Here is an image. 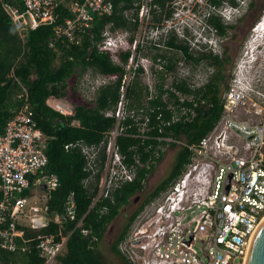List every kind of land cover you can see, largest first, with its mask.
<instances>
[{
    "label": "built area",
    "instance_id": "2783aa9c",
    "mask_svg": "<svg viewBox=\"0 0 264 264\" xmlns=\"http://www.w3.org/2000/svg\"><path fill=\"white\" fill-rule=\"evenodd\" d=\"M113 1L19 0V6L3 3L2 7L20 36L26 28L46 24L52 26L55 40L65 39L76 44L80 33L91 27L94 16L112 14ZM156 8L152 0H139L125 9L124 16L135 23L131 31L111 29V21L103 26L96 46L111 50L112 62L121 64L116 52L129 50L126 62L122 64L114 109L104 112L105 116H113L115 122L98 145L76 140L64 144L63 148L77 147L83 155L84 169L88 172L84 184L97 176L95 195L89 207L95 201L112 200V192L133 181L142 169L149 170L141 179L144 186L170 142L185 148L187 160L174 178L151 199L139 203L126 235L117 244L118 251L130 264H241L252 233L264 217V92L235 66L220 95L219 116L197 141L144 134L148 115L141 109L135 112L126 108V89L133 80L139 81L147 90L144 101L156 96L159 84L172 92L169 102L166 92L161 94V101L168 108L172 109L173 103L179 105L171 120L179 116L191 118L194 112L188 103L195 106L197 99L176 90L169 72L158 74L156 69L143 63L147 62L145 59L134 55L135 47L141 45L145 37L154 40L168 33L169 18L159 26L152 21L151 10ZM57 9L64 15L60 23H55L59 17ZM134 10L135 17L132 15ZM116 79L117 75H102L86 69L78 77L76 87L80 92L86 88L95 95L100 86ZM186 86L193 87L191 83ZM16 97L21 100L20 105L0 133V248L8 251L26 249L22 237L24 228L38 230L50 221L61 226L72 223L75 218L72 193L64 198L60 211L48 212L46 196L59 182L55 173L47 168L44 153L47 136L35 127L23 86ZM45 104L65 117L73 113L72 107L62 98H48ZM126 116L140 121L137 137L157 141L152 150L150 144L143 147V152L147 153L143 160L133 146L127 149L131 151L128 160L115 144L116 136L122 132L120 122ZM159 116L157 113L156 119ZM69 124L78 125L74 119ZM100 150H103L102 154ZM80 224L79 219L69 233L74 229L81 234L89 231ZM59 236L55 240L54 235H45L39 241L43 264L57 263L64 240L62 235Z\"/></svg>",
    "mask_w": 264,
    "mask_h": 264
},
{
    "label": "trees",
    "instance_id": "16d2710c",
    "mask_svg": "<svg viewBox=\"0 0 264 264\" xmlns=\"http://www.w3.org/2000/svg\"><path fill=\"white\" fill-rule=\"evenodd\" d=\"M138 1L114 0L112 14L94 16L91 27L80 33L78 43L74 44L65 39L55 40L52 26L46 24L26 28L23 36H20L2 7L3 3L19 6V0H0V133H2L7 119L20 105L21 100L16 97V94L21 91V86H23L29 106L33 111L35 127L47 136L44 148L47 168L55 173L59 182L55 190L48 192L46 196L45 203L49 207L48 212L60 211V206L69 193H72L75 211L72 223L67 222L60 226L50 221L38 230L24 228L22 237L25 240L26 249L24 251H8L0 248V264H43L44 258L39 255L41 238L52 234L55 240H58L59 235L70 234L68 242L71 243L81 234L78 229L69 233L79 219L81 220L80 227L89 229L91 235L99 237L106 224L116 216L118 210L128 202V199L143 189L141 179L145 178V173L149 170L142 169L138 171L133 181L124 183L112 192V200L95 201L89 207L95 195L97 176L84 184L83 180L88 172L84 169L83 155L77 147L63 148L64 144L76 140L85 144L98 145L104 141V133L113 127L115 118L105 116L104 112L114 109L118 98L119 77L123 71L122 64L126 62L129 50L116 52L121 62L119 64L111 61V50L99 49L96 44L101 39L103 26L109 21L112 22L111 29L133 30L135 23L130 22L124 16L123 11L132 6L133 2ZM168 1L170 0H152V3L157 6L156 9L151 10L153 22L159 23L171 17ZM209 2L218 5L222 0H209ZM227 2L233 6L237 4L235 0H227ZM252 4V1H249L247 6L251 7ZM136 8L137 6H135ZM56 11L59 13V17L55 23H60L64 15H61L63 12L60 13V9ZM132 15L136 16V10L132 12ZM206 21L209 26L216 27L219 33L224 31L225 26L222 25L224 23L220 16L211 13ZM173 35L174 32L168 31L166 36H160V38L167 37V41H169ZM131 40L132 36L130 35L127 41L130 43ZM183 40L185 39L177 40L176 48L178 52L188 53ZM50 43L52 46L49 45ZM207 53H209L210 62L214 63L217 68L209 77L206 85L189 88L185 81L172 82V86L176 90L197 98L195 106L188 103L194 112L191 118L186 119L179 116L176 120H171V115L177 111L179 105L173 103L174 106L170 109L166 103L161 101L163 92H166L168 102L173 97L172 92L163 89L161 84L156 87V96L147 101L143 100V96L147 95V90L139 84V81L133 80L127 87L128 103L126 108L135 112L141 109L142 113L148 115L147 130L144 134L149 137L169 136L173 139L194 142L210 129L221 111L220 92L225 86H223L224 66H222V60L217 57V54ZM86 69H91L102 75H117V79L100 86L95 91L91 104L69 102V106L73 109L70 116H62L45 104L46 99H60L71 91L79 96L80 92L76 91L78 77ZM157 113L160 114L158 119H156ZM71 119L76 120L78 125H70ZM138 122L140 121L126 116L120 122L122 132L115 138L118 150L120 153L126 154L128 160L131 154V151L127 150L129 147H135L143 160L147 157V153L143 152V147L150 144L152 150L157 144V141L153 139L141 140L136 136L139 133ZM169 146L178 147L171 171L164 180L144 196L140 205L165 188L187 160L185 148L179 147L173 142H170ZM102 153L103 150H100V154ZM102 208H105L104 211H100ZM138 208L139 206L135 207L127 215L123 227L116 236L114 250L119 256L122 255L118 251L117 244L126 235ZM18 241L19 239H16V242ZM58 260L59 256L56 264H58Z\"/></svg>",
    "mask_w": 264,
    "mask_h": 264
},
{
    "label": "flooded vegetation",
    "instance_id": "af4514ba",
    "mask_svg": "<svg viewBox=\"0 0 264 264\" xmlns=\"http://www.w3.org/2000/svg\"><path fill=\"white\" fill-rule=\"evenodd\" d=\"M168 2H170L168 7L171 13L176 3L177 5L179 3L183 4L185 0L175 2L170 0ZM178 6L181 7L180 5ZM215 6H219V4ZM160 23L157 22L156 26H159ZM210 27L214 36L219 37V47L222 41L220 37L225 34L227 29L233 28L229 24L226 28H223L224 31L222 33H219L216 27L212 25ZM234 37L235 35L231 36V39H234ZM177 40L178 38L175 35L171 36L169 41H167V37L154 40H149L145 37L142 44L135 47L134 55L140 59H145L148 62V67L150 69H156L158 74L169 72L172 77V82L185 81V83H191L193 87L206 85L209 77L217 68L214 63L210 62L209 53L207 52L217 54V57L222 60V66L228 62V57L223 55L225 52L223 48H220V51L219 48L210 50L200 47L196 49L194 48L195 45L192 47L185 40L183 41L187 46L186 51L188 53H176L178 52L176 48ZM214 50L217 53H213ZM198 79H201L200 85ZM138 202L139 192L130 197L128 202L121 207V213L122 210L129 207H137L139 205L137 204ZM118 221L119 219H116L114 223L112 221L108 222L99 237L91 235L89 230L87 233L77 236L70 243L68 242L70 234L63 235L64 240L59 251L58 264H130L126 257L119 256L114 250L116 236L125 223V221L124 223H118Z\"/></svg>",
    "mask_w": 264,
    "mask_h": 264
},
{
    "label": "rangeland",
    "instance_id": "374dc122",
    "mask_svg": "<svg viewBox=\"0 0 264 264\" xmlns=\"http://www.w3.org/2000/svg\"><path fill=\"white\" fill-rule=\"evenodd\" d=\"M249 1H252L253 3L251 7L247 6V3ZM167 5H170V2H168ZM178 5L182 7V4L179 3ZM178 5L176 3V6L173 10L174 12L173 11H172L173 13L171 12V17L172 16L178 17L176 16V14L181 15V12L179 11L182 8L179 7ZM231 6L233 7V5ZM263 7H264V0H241L240 6L235 10V14L237 12L236 16H233V17L230 16L228 20H224V18L222 19L224 23L222 25L225 26V28L229 24L233 26L232 29H227L225 31V34L220 37L222 38V41L220 42V47L218 46L219 51H220V48H223L225 51L223 55H226L228 57V62L224 65V68H223V75H224L223 86L225 87L227 86L231 73L233 72V70H235L236 68L235 66H237L238 68H241V70H243L242 73H244L246 79H248L249 81H252L253 83H257L256 86L264 92V61H263L264 40L259 41L260 45L256 43V49L253 52V57L251 56L252 58H249V61L246 59V55L244 53L247 50V48L251 46L252 41H255L254 35H257V34L254 33L251 30V28L252 26H254V24L257 21H259L262 15ZM188 12L190 14H188L189 16L184 19L183 24L186 21L187 23H190V21L191 23H193L192 20H189L192 17L191 15L192 10H188ZM184 15L186 14L184 13ZM179 26L180 27L176 26V31L174 32V35L178 39L180 38L184 39L183 32H182L183 28L180 24ZM233 35H235V37L234 39H231V36ZM261 37H264V35L261 34ZM194 48L197 49L198 47L194 46ZM176 53H179V52H176ZM213 53H217V51L214 50ZM254 57H255V60L252 61ZM143 63L148 64V62H145V61H143ZM178 66H181V65H178ZM141 80H142V77H141ZM165 82L168 83L169 80H166ZM223 90L224 88L221 89L220 95L223 92ZM76 91L78 93L80 92L77 89V87H76ZM93 97H94L93 93L89 92L85 88L84 91L80 92L79 96L75 95V93H73L72 91L69 92L67 96L62 97V101L66 104H69V102L71 101L74 103L83 102V103L91 104L93 101ZM177 149L178 147H171V146L164 147V151L162 153L160 160L157 163V166L154 167L153 170L149 173V175L147 176L146 184L143 186V189L139 192V202L137 204L141 203L144 196L168 176L173 166L174 156H175ZM134 208L135 207H132V208L129 207L125 210H122V213H121L122 208H120L116 216L111 221L114 223L116 219H119L118 223L120 222L124 223L127 215Z\"/></svg>",
    "mask_w": 264,
    "mask_h": 264
},
{
    "label": "clouds",
    "instance_id": "9594fccd",
    "mask_svg": "<svg viewBox=\"0 0 264 264\" xmlns=\"http://www.w3.org/2000/svg\"><path fill=\"white\" fill-rule=\"evenodd\" d=\"M236 2V6L232 7L228 4L227 0H222V4H219V6L212 5L209 0H185L182 4V9L179 11L181 12V15L176 14L178 17H169L171 25L168 31L175 32L176 26L180 27V24L183 28V37L188 44L191 46L195 45L198 48L204 47L210 50L217 49L219 37L214 36L206 19L211 13L220 16L221 20L223 18L224 20H228L230 16H236L237 12L235 14V10L240 6L241 0H236ZM188 10H192V17L189 20H192L193 23H191V21L190 23H187L186 21L183 24L184 19L189 16L188 14H190ZM184 13L186 15H184ZM254 60L255 57L252 61Z\"/></svg>",
    "mask_w": 264,
    "mask_h": 264
},
{
    "label": "water",
    "instance_id": "95a60500",
    "mask_svg": "<svg viewBox=\"0 0 264 264\" xmlns=\"http://www.w3.org/2000/svg\"><path fill=\"white\" fill-rule=\"evenodd\" d=\"M243 264H264V217L252 233Z\"/></svg>",
    "mask_w": 264,
    "mask_h": 264
},
{
    "label": "bare ground",
    "instance_id": "6f19581e",
    "mask_svg": "<svg viewBox=\"0 0 264 264\" xmlns=\"http://www.w3.org/2000/svg\"><path fill=\"white\" fill-rule=\"evenodd\" d=\"M246 254H247V252H246ZM246 254H245V256H246ZM244 259H245V257H244ZM243 262H244V260H243ZM243 262H242V264H243Z\"/></svg>",
    "mask_w": 264,
    "mask_h": 264
}]
</instances>
